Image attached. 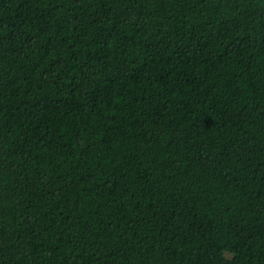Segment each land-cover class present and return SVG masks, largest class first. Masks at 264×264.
<instances>
[{"label":"trees","instance_id":"16d2710c","mask_svg":"<svg viewBox=\"0 0 264 264\" xmlns=\"http://www.w3.org/2000/svg\"><path fill=\"white\" fill-rule=\"evenodd\" d=\"M0 264H264V0H0Z\"/></svg>","mask_w":264,"mask_h":264}]
</instances>
